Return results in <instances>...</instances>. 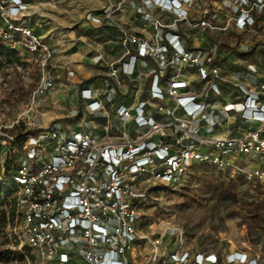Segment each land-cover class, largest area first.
Here are the masks:
<instances>
[{"label": "built area", "instance_id": "1", "mask_svg": "<svg viewBox=\"0 0 264 264\" xmlns=\"http://www.w3.org/2000/svg\"><path fill=\"white\" fill-rule=\"evenodd\" d=\"M197 1L140 0L136 14L147 18H141L139 32L119 29L121 53L105 72L110 86L101 85L100 93L79 91L86 109L104 120L102 138L89 131L68 132L58 123L30 130L29 162L17 166L8 180L20 204L19 244L35 264H255L241 252L227 253L220 261L175 243L162 252L161 238L138 232L136 202L146 187L175 183L192 163L246 180L263 176L264 72L254 88L232 84L229 89L213 55L189 48L175 23L187 22ZM28 9L25 0H0V39L36 64L33 97H38L53 89L48 79L53 51L21 22ZM153 11L171 15V22L154 19ZM108 16L91 21L99 24ZM235 23L251 26L252 17L241 13ZM192 27L214 29L204 19ZM128 80L135 86L147 83L146 98L131 108L113 102L125 94ZM209 99L225 100L224 114L233 110L232 122H238L233 132L210 133ZM144 241L148 250L140 253Z\"/></svg>", "mask_w": 264, "mask_h": 264}, {"label": "rangeland", "instance_id": "2", "mask_svg": "<svg viewBox=\"0 0 264 264\" xmlns=\"http://www.w3.org/2000/svg\"><path fill=\"white\" fill-rule=\"evenodd\" d=\"M25 1L29 9L21 22L53 51L48 70L53 89L33 97L39 76L36 64L0 39V264H33L21 255L25 253L18 239L20 204L8 180L14 168L29 162L34 143L30 130L75 122L65 117L68 103L62 102L84 87L94 86L100 93L101 85L95 84L100 79L102 86H110L105 72L107 64L121 52L119 29L129 25L139 32L141 18H147L136 14L141 12L140 0ZM106 13L108 18L99 24L91 21L92 16ZM241 13L252 17L251 26H236ZM150 14L163 24L172 20L167 13ZM187 15V22L175 23L176 32L213 55L229 89L232 84L254 88L264 72V0H198ZM202 19L214 29L192 27ZM193 87L198 91L197 84ZM223 101L217 99L208 105L212 134L233 132L238 124L232 122L233 110L226 114L220 111ZM5 136L17 141L9 143ZM262 172L261 179L246 180L192 163L173 184L150 183L136 202L138 232L146 238H161L162 252L175 243L189 253L213 254L220 261L227 253L241 252L255 264H264V168ZM142 180L138 178L137 183ZM211 183L229 186L230 191L217 195ZM147 250V243L141 242L138 251Z\"/></svg>", "mask_w": 264, "mask_h": 264}, {"label": "crops", "instance_id": "3", "mask_svg": "<svg viewBox=\"0 0 264 264\" xmlns=\"http://www.w3.org/2000/svg\"><path fill=\"white\" fill-rule=\"evenodd\" d=\"M130 16L131 14L129 15V17ZM127 27L130 28L131 26L127 25ZM130 29H134V28H130ZM185 42L189 46L190 49L199 48L197 45L193 43H189L187 41ZM95 84L102 85V80L100 79V81L96 82ZM146 86H147L146 82L143 83V85L135 86L131 84V82H129L128 80V82L125 85L126 87L125 94H117L113 102L122 104L127 108H131L134 105L135 100L146 98ZM93 87L94 86H89V87H84L81 89H76L74 95H72L69 99L65 98L66 100L62 102V103H68L66 105L67 109H64V113L67 114L65 115V117L71 118L75 122L73 123L71 122L69 124L65 123V126H63L62 123L60 122H58V124H60V127L62 129H65L68 132L89 131L93 135H95L98 139H100L104 136V132L102 130L104 120L101 119L97 114L89 112L79 98L80 90L86 89V90H90L91 92H93L95 90ZM62 97L63 96L60 95V98ZM167 105H170V103L168 102ZM112 122L115 123L116 121L113 119ZM124 126L126 127L125 131L129 132L130 123H125ZM116 130H119V128H117ZM112 133L113 131L109 130V134H112Z\"/></svg>", "mask_w": 264, "mask_h": 264}, {"label": "trees", "instance_id": "4", "mask_svg": "<svg viewBox=\"0 0 264 264\" xmlns=\"http://www.w3.org/2000/svg\"><path fill=\"white\" fill-rule=\"evenodd\" d=\"M14 141H17V138H16V140H14ZM201 166H204L203 164H198V167L200 168ZM15 169V168H14ZM13 169V170H14ZM13 170H12V172H13ZM12 172H11V174H12ZM10 174V175H11ZM9 175V176H10ZM8 176V177H9ZM210 188L212 189V191L213 192H215L217 195H220V196H224V195H226V194H228V192L230 191V188H229V186H224L223 184H221V183H211L210 184ZM21 249H22V251L25 253V254H21L23 257H26V258H28L29 260H30V262L31 263H33V264H35L34 263V260H33V258H32V256H31V254H29V251L27 250V248H25V247H21ZM1 263V262H0Z\"/></svg>", "mask_w": 264, "mask_h": 264}]
</instances>
